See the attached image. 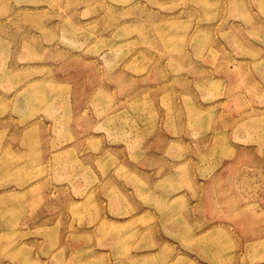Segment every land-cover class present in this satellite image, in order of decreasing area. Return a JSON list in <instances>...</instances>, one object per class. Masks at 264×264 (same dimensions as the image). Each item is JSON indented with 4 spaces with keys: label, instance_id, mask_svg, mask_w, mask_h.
<instances>
[{
    "label": "rangeland",
    "instance_id": "obj_1",
    "mask_svg": "<svg viewBox=\"0 0 264 264\" xmlns=\"http://www.w3.org/2000/svg\"><path fill=\"white\" fill-rule=\"evenodd\" d=\"M0 264H264V0H0Z\"/></svg>",
    "mask_w": 264,
    "mask_h": 264
}]
</instances>
